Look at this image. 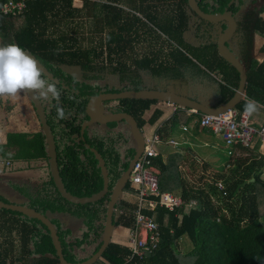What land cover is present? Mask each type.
Instances as JSON below:
<instances>
[{
  "label": "trees",
  "instance_id": "obj_1",
  "mask_svg": "<svg viewBox=\"0 0 264 264\" xmlns=\"http://www.w3.org/2000/svg\"><path fill=\"white\" fill-rule=\"evenodd\" d=\"M81 1L82 5L76 6L74 0H27L21 12L5 15L0 11V44L14 43L33 53L56 75L67 80L68 89L55 82L61 92L59 106L64 109V119L57 118L56 101L42 102L55 133L60 172L66 188L77 196H90L103 186L98 159L90 146L97 148L105 160L109 189L126 170L136 149L134 136L124 119L93 122L86 127L85 139L82 138L80 125L88 117L85 112L88 95L100 91L169 90L152 87L147 78L152 81L163 72H170L171 76L174 71L176 78L185 79L188 87L199 83L207 91L212 90L213 102L200 101L196 97L204 101L209 97L188 90L187 85L182 87L187 90L185 94L216 107L234 96L239 71L219 55L215 40L202 25L203 22L211 23L201 19L187 0ZM231 1L197 0L206 12H222L227 8L233 14L241 11L244 24L239 28L238 45L231 39L229 46L235 48L245 62L248 80L246 94L236 109L242 113L246 101L254 99L264 110V41L250 56L249 36L252 32L264 39V18L261 16L264 5H259L258 0H234L228 7ZM2 2L0 0V7ZM243 5L251 7L243 10ZM19 17L23 18L22 24L16 21ZM68 65L84 72L83 78L76 79L67 73L64 67ZM43 78L53 82L44 73ZM172 78L174 76L169 79ZM160 102L121 98L110 103L113 110L130 112L142 127L155 123L162 115L163 110L156 108L149 118L144 117L145 112ZM170 120L172 125L164 128L167 132L180 122V116L174 114ZM239 150L233 156L227 149L228 155L223 154L225 162L221 167L227 165L229 170L210 176V185H205L207 181L195 185L197 183L182 176L180 163L184 155L180 152H173L166 158L161 152L153 156L160 193L172 191L186 202L196 199L198 205L187 212L184 206L170 210L160 204V193L151 195L156 206L143 212L158 225L157 248L143 257L129 258L131 251L126 245L111 241L92 264H264V225L261 221L264 216V156L248 147ZM49 159L42 129L35 130L31 125L26 129L7 130L5 140L0 141V173L1 170H32L35 175L27 177L35 185L9 179L3 183L0 177V199L29 206L49 216L58 228L67 261L80 263L95 253L102 242L110 192L85 204L67 200L56 187ZM219 180L225 183L222 188L216 185ZM130 186L128 181L123 191L129 195L137 193ZM115 207L120 213L113 226L134 227L135 204L121 198ZM67 217L79 219L77 230L66 223ZM183 240L187 245L180 248ZM0 264H59L48 227L21 212L0 208Z\"/></svg>",
  "mask_w": 264,
  "mask_h": 264
},
{
  "label": "water",
  "instance_id": "obj_2",
  "mask_svg": "<svg viewBox=\"0 0 264 264\" xmlns=\"http://www.w3.org/2000/svg\"><path fill=\"white\" fill-rule=\"evenodd\" d=\"M187 2L191 7V9L204 21L210 23H218V22L228 23V26L225 29L221 28L219 30L215 42L219 55L222 58H225L229 63H231L237 69V71H239L238 88L231 99H229L226 103H223L216 107L201 103L186 94L174 92L171 90H163V91L153 90V89L151 90L144 89L138 91L127 90L118 93L101 92L96 95H90L88 102L86 104V113L88 114L89 118L82 122L81 132H83L86 125L91 122L103 123L108 121L124 119L128 123L131 130V134H133L135 139L136 152L133 158L130 159L126 170L117 179L112 189H109L108 187L109 176L103 156L101 155V153L97 148H95L94 146H90V149L94 152V155L98 159V164L100 166V171L103 180L102 189L96 193L91 194L90 196H77L72 192L68 191L60 172L55 134L51 124L48 121L47 113L43 105V102L37 100L31 92H25L31 101L34 112L37 118L39 119L40 125H42V129L44 130V133L46 135V139L48 143V151L50 156L51 174L53 176V180L56 184V187L58 188L62 196L73 203L85 204V203L95 202L101 199L107 192H110V197L107 203L103 232L101 237L102 242L95 253H93L90 257L85 259V261L80 263H71L67 261L64 254L62 241L58 234V228L54 224V222L50 219L49 216L29 206L21 205L13 202H6L0 199V208H6L13 211L21 212L22 214L28 217H32L42 221L48 227V229L50 230V234L57 255L59 257V264H92L93 262L97 261L98 258L101 257L102 253L104 252L108 244L112 241L113 230L115 228L113 226V221L117 219V216L119 214V210L115 207V205L120 199V194L122 193L123 188L129 179L130 168L131 166H133L137 156L142 151L144 146V136L137 123L136 118L133 115H131L130 112L127 111H122V110H118V111L111 110L106 112L101 111V109L103 110V104H102L103 101L116 100L121 98L157 99L160 101H165L179 106L194 109L200 113L217 114L219 112H223L230 108L236 107V105L244 98L246 94L248 68L245 62L242 60V58L234 50H232L231 47L227 45V42L233 37L235 31L238 28V22L236 20L235 15L229 10V8L223 10L222 12H217V11L206 12L200 8L197 0H187ZM231 4L232 3L230 2L228 7H230ZM24 51L36 59L38 66L42 69V72L44 74L48 75L49 78L55 81L56 83L60 82L57 76H55L54 73L33 53L26 50ZM64 87L67 88L66 86Z\"/></svg>",
  "mask_w": 264,
  "mask_h": 264
},
{
  "label": "built area",
  "instance_id": "obj_3",
  "mask_svg": "<svg viewBox=\"0 0 264 264\" xmlns=\"http://www.w3.org/2000/svg\"><path fill=\"white\" fill-rule=\"evenodd\" d=\"M27 0H5L0 11L7 15L14 12H21L26 7ZM172 104V103H170ZM197 117L195 123L199 127L211 130L216 136L225 141L228 147V153L236 155L240 148L248 147L256 149L260 155L264 156V122L256 126L252 122V116L248 117L244 111L240 113L236 107L217 114L199 113L191 110ZM166 122H157L147 131L144 130V146L137 156L133 166L130 168L129 181L130 188L137 193L130 194L135 197L136 208L133 211L135 225L127 229L126 245L131 251L129 258L134 256L143 257L157 248L160 241V234L157 223L152 217L146 215L143 210H153L156 206V200L151 195L157 196L160 193L158 185V170L153 162V156L157 155L160 150L159 146L163 142L177 144L178 141L173 137L167 136L165 128ZM184 129L188 126L184 125ZM219 188L223 187L221 180L216 182ZM160 204L170 210L183 207L187 212L190 208L198 205L196 199L186 202L179 194L167 191L160 193ZM120 212V211H119Z\"/></svg>",
  "mask_w": 264,
  "mask_h": 264
},
{
  "label": "crops",
  "instance_id": "obj_4",
  "mask_svg": "<svg viewBox=\"0 0 264 264\" xmlns=\"http://www.w3.org/2000/svg\"><path fill=\"white\" fill-rule=\"evenodd\" d=\"M4 1L5 0H3L2 4ZM127 62H129V60H127ZM71 67L76 68L75 66ZM139 73L140 72H138V74ZM169 73L163 72L161 76L158 75L157 78H154L155 80L152 81L147 78L148 84H151L152 87H158L159 89H169L174 92L185 94L186 91L182 89V87H186L185 79L180 80L176 78V73L174 71L171 72V76H174V78L169 79L171 78ZM176 89H179V91H176ZM186 95L189 96V94ZM156 108L162 109L163 113L155 123L144 124V129L146 131L157 122H166L168 129L169 126L172 125V121L170 120L171 116L174 114L180 116V122L167 133L168 137L175 138L178 143L172 144L163 142L160 144L158 150L161 151L165 158L173 152H180L183 154L184 160L180 163V172L182 176L188 178L190 182L204 184L206 181H209L210 176L208 173L214 171L218 172L222 163L225 162L223 161L225 160L223 154H227L228 149L225 141L216 136L211 130L198 127L196 125L198 123H195L197 116L191 112V109H182L169 102L163 101L152 106L150 114L148 116L144 115V117L149 118ZM184 118H187V120L184 121ZM189 120L191 121L189 122ZM252 120L254 125H261L264 122V110L259 109L257 113L253 114ZM185 124L188 125L187 129L183 127ZM0 140L4 141L5 139ZM195 146L200 147L202 151L196 149Z\"/></svg>",
  "mask_w": 264,
  "mask_h": 264
},
{
  "label": "rangeland",
  "instance_id": "obj_5",
  "mask_svg": "<svg viewBox=\"0 0 264 264\" xmlns=\"http://www.w3.org/2000/svg\"><path fill=\"white\" fill-rule=\"evenodd\" d=\"M74 4L76 6H81L82 1L81 0H74ZM11 14H13V13H11ZM262 16L264 18V12L262 13ZM16 21L18 24H22L23 18L22 17L16 18ZM202 25L204 26V29L208 30V33L210 34L211 39L213 41L216 40V38L218 36V32L220 30L219 29L220 23H211V25H208V24L203 22ZM249 36H250V48H251L250 56H252L257 51V48L264 41V39H261L260 37L256 36L252 32L249 34ZM236 39H235V41H236V46H237L239 37ZM235 41L233 43V46H235ZM68 66H70V65H68ZM64 70L67 73L72 74L74 76V78L79 79V72L74 71V68H70V70H68V68H66ZM204 83L206 85L207 81H204ZM199 85H200L199 83H196V85H192L190 87H188V85H187V87H188V90L193 89L197 92H201L203 95H206L205 96L206 98L209 97L207 99V101H204L201 99V97L195 96L200 101L209 102V103L213 102V100H211V98H210V97H212V94H213L212 90L207 91L204 88V86H199ZM172 90H175V89H172ZM184 90L187 91L186 89H184ZM176 91H179V89H176ZM150 112H151V109L148 110L147 112H145L144 115L148 116L150 114ZM190 121L191 120H189V122ZM38 122L39 121L37 120V117L34 113L32 105H31L29 98L27 97L25 92H22L15 99L0 98V139H2V140L5 139V133L9 129H26L31 125L33 126V129L39 128ZM141 129L143 131L145 130L144 125H142ZM195 148L202 151L201 148L198 146H195ZM228 170H229V166L226 165L223 168L221 167L218 172H220V171L227 172ZM215 172L216 171L210 172V173H208V175L212 177V176H214V174L217 173V172L216 173ZM34 175H35V173L32 170L21 171V172L20 171H5V172H3L1 170V173H0V177H1V179H3V183L5 182V179H9V180H13L15 182L27 183L32 187L35 185V183H34V181L29 180V178L27 176H34ZM263 176H264V172H263ZM210 181H212V178H210L209 181H207V183L205 185H207V184L210 185V183H209ZM223 184H225V183H223ZM195 185H201V184H195ZM197 187H199V186H197ZM4 191H6L5 187H4ZM10 192H11V189H10L9 193ZM121 198L122 199L125 198V199H128L130 201L135 200L134 196H130L128 194V192H125V191H122V193L120 194V199ZM67 218H70V219H67ZM67 218H66L67 220L65 219L66 223L68 221V225L73 226L77 230L78 226L80 225L79 219L77 220L74 217H67ZM261 221L264 225V216L261 218ZM127 235H128V233L126 231V228H123V227L114 228L112 241L118 242V243H120V242L126 243ZM182 242L179 244L180 248H184L187 245V242L185 240H183Z\"/></svg>",
  "mask_w": 264,
  "mask_h": 264
},
{
  "label": "clouds",
  "instance_id": "obj_6",
  "mask_svg": "<svg viewBox=\"0 0 264 264\" xmlns=\"http://www.w3.org/2000/svg\"><path fill=\"white\" fill-rule=\"evenodd\" d=\"M22 92H31L37 100L49 104L56 101L57 118H65L64 109L59 106L61 92L54 81L49 82L43 78L36 59L14 43L0 44V98L15 99ZM260 107L258 101L248 99L244 105V114L251 117Z\"/></svg>",
  "mask_w": 264,
  "mask_h": 264
},
{
  "label": "flooded vegetation",
  "instance_id": "obj_7",
  "mask_svg": "<svg viewBox=\"0 0 264 264\" xmlns=\"http://www.w3.org/2000/svg\"><path fill=\"white\" fill-rule=\"evenodd\" d=\"M234 0H232L231 1V3L233 2ZM254 3L253 2H251V6L253 5ZM258 4L259 5H264V0H258ZM232 5V4H231ZM250 6V7H251ZM250 7H246V6H242V9L244 10H249V8ZM235 17H236V20H237V22H238V28H237V30L235 31V33H234V35H233V37L231 38V39H236L237 37H238V35H239V28H241V26H242V24H244L243 23V18H242V15H241V11H238V12H236L235 14ZM261 16H262V13H261ZM263 17V16H262ZM218 23H220V28L219 29H225L227 26H228V23L227 22H218ZM251 36V35H250ZM230 39V40H231ZM229 40V41H230ZM229 41L227 42V45L229 46ZM229 47H231V45L229 46ZM232 50H234L235 52H237L236 50H235V48H231ZM238 53V52H237ZM66 68H68V70H70V68H74V67H71V66H65L64 67V69H66ZM50 69V68H49ZM51 70V69H50ZM52 71V70H51ZM74 71H78L79 72V79L80 78H83V76H84V72H82L80 69H77V68H74ZM53 73H54V71H52ZM54 75L55 76H57V78L59 79V83H57V84H62L63 86H66L67 88L66 89H68V88H70L69 87V85L67 84V80H64V78H63V76L62 75H56L55 73H54ZM52 80V79H51ZM55 82V81H54ZM101 92H107V91H100V92H97L96 94H98V93H101ZM118 93V92H117ZM96 94H92V95H96ZM89 96L90 95H88V99H89ZM28 97V96H27ZM30 100V99H29ZM31 102V101H30ZM87 102H88V100H87ZM87 102H86V104H87ZM111 100H108V101H103L102 102V104H103V110L101 109V111H103V112H106V111H111V110H113L112 108H113V106L111 105ZM163 102V101H162ZM165 102V101H164ZM86 104H85V112H86ZM36 115V114H35ZM88 115V114H87ZM37 117V116H36ZM89 118V116L85 119V120H87ZM37 120L39 121V119L37 118ZM120 120V119H119ZM84 121V120H83ZM82 121V122H83ZM82 122H81V124H82ZM50 123V122H49ZM91 123H93V122H91ZM91 123H89V124H87L86 125V127L88 126V125H91ZM101 123V122H100ZM138 123V122H137ZM38 124H39V128H36L35 130H37V129H42V125H40V122H38ZM126 124H128V123H126ZM126 124H124V128H125V130L124 131H126L127 130V125ZM52 126V125H51ZM86 127L84 128V130H83V132H81V125H80V133H81V136H82V138L83 139H85V131H88L87 129H86ZM140 127V129L142 128L141 126H139ZM43 130V129H42ZM44 131V130H43ZM131 131V130H130ZM141 131H142V133L144 134V131L141 129ZM55 134V133H54ZM5 135H6V133H5ZM87 145H89V143H87ZM49 161H50V159H49ZM128 182V181H127Z\"/></svg>",
  "mask_w": 264,
  "mask_h": 264
}]
</instances>
